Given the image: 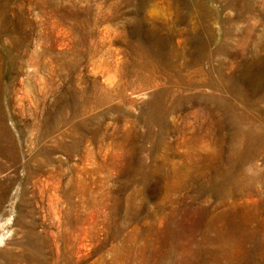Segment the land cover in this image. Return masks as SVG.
<instances>
[{"label":"rangeland","instance_id":"1","mask_svg":"<svg viewBox=\"0 0 264 264\" xmlns=\"http://www.w3.org/2000/svg\"><path fill=\"white\" fill-rule=\"evenodd\" d=\"M0 264H264V0H0Z\"/></svg>","mask_w":264,"mask_h":264},{"label":"bare ground","instance_id":"2","mask_svg":"<svg viewBox=\"0 0 264 264\" xmlns=\"http://www.w3.org/2000/svg\"><path fill=\"white\" fill-rule=\"evenodd\" d=\"M1 242V241H0Z\"/></svg>","mask_w":264,"mask_h":264}]
</instances>
